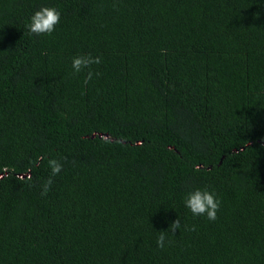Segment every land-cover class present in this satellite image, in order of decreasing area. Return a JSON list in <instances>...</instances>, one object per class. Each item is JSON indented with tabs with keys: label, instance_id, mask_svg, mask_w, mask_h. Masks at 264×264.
<instances>
[{
	"label": "trees",
	"instance_id": "16d2710c",
	"mask_svg": "<svg viewBox=\"0 0 264 264\" xmlns=\"http://www.w3.org/2000/svg\"><path fill=\"white\" fill-rule=\"evenodd\" d=\"M0 264H264V0H0Z\"/></svg>",
	"mask_w": 264,
	"mask_h": 264
},
{
	"label": "clouds",
	"instance_id": "9594fccd",
	"mask_svg": "<svg viewBox=\"0 0 264 264\" xmlns=\"http://www.w3.org/2000/svg\"><path fill=\"white\" fill-rule=\"evenodd\" d=\"M61 13L55 7H42L30 17V23L27 25L30 34L35 35H50L55 30L56 25L60 23ZM163 51V50H162ZM102 62L101 57H93L91 54L79 55L73 57L72 69L74 73H80L87 70L84 83L87 84L93 76L92 65L100 64ZM98 75V73H97ZM48 165L51 169V176L43 183L41 195L46 196L50 191L53 183L52 177L59 174L63 168V165L55 160L48 161ZM185 206L191 211L194 216H206L208 220L215 221L217 219V212L220 208V201L217 199L214 192H210L207 189H196L190 192L184 201ZM189 231H194V226L188 228ZM181 228L180 218H177L171 223L167 231H161L157 238V246L159 248L165 247L166 232H170L175 235V231Z\"/></svg>",
	"mask_w": 264,
	"mask_h": 264
},
{
	"label": "water",
	"instance_id": "95a60500",
	"mask_svg": "<svg viewBox=\"0 0 264 264\" xmlns=\"http://www.w3.org/2000/svg\"><path fill=\"white\" fill-rule=\"evenodd\" d=\"M96 136H97L98 138H100V137H103L104 139L107 138V135H105V134H104V135H103V134H97ZM90 137L93 138L94 135L92 134Z\"/></svg>",
	"mask_w": 264,
	"mask_h": 264
}]
</instances>
